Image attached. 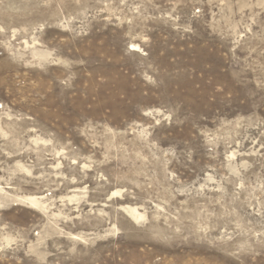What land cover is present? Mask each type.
Instances as JSON below:
<instances>
[{
  "label": "rangeland",
  "instance_id": "374dc122",
  "mask_svg": "<svg viewBox=\"0 0 264 264\" xmlns=\"http://www.w3.org/2000/svg\"><path fill=\"white\" fill-rule=\"evenodd\" d=\"M0 264H264V0H0Z\"/></svg>",
  "mask_w": 264,
  "mask_h": 264
}]
</instances>
